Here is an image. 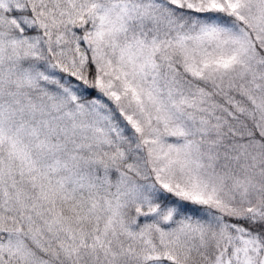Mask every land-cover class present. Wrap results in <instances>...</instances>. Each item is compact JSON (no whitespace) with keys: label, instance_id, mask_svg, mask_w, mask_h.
I'll use <instances>...</instances> for the list:
<instances>
[{"label":"snow or ice","instance_id":"6c2138e0","mask_svg":"<svg viewBox=\"0 0 264 264\" xmlns=\"http://www.w3.org/2000/svg\"><path fill=\"white\" fill-rule=\"evenodd\" d=\"M0 264H264V0H0Z\"/></svg>","mask_w":264,"mask_h":264}]
</instances>
